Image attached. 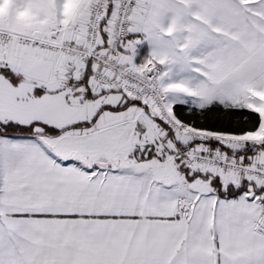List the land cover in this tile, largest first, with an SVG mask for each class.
<instances>
[{"label":"snow or ice","instance_id":"snow-or-ice-1","mask_svg":"<svg viewBox=\"0 0 264 264\" xmlns=\"http://www.w3.org/2000/svg\"><path fill=\"white\" fill-rule=\"evenodd\" d=\"M0 264H264V0H0Z\"/></svg>","mask_w":264,"mask_h":264}]
</instances>
